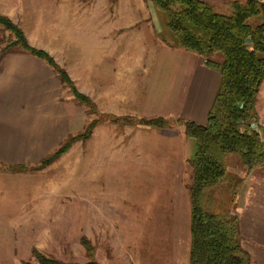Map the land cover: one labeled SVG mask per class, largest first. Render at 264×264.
Here are the masks:
<instances>
[{
    "label": "rangeland",
    "instance_id": "rangeland-1",
    "mask_svg": "<svg viewBox=\"0 0 264 264\" xmlns=\"http://www.w3.org/2000/svg\"><path fill=\"white\" fill-rule=\"evenodd\" d=\"M203 1L228 12L232 0ZM151 4L157 14L155 34L125 38L122 45L118 42L124 70L130 71L132 64L146 59L156 44L169 46L164 42L171 37L164 19ZM105 11V15L115 14L112 7ZM0 13L22 29L30 45L49 54L66 71L75 89L90 101H80L72 87L61 85V100L73 119L69 135L80 136L96 122L86 137L76 139L50 165L38 170H29L31 165H26L25 171L9 168L0 173L9 179L4 182L5 193L0 194V264H36L35 250L64 262L85 263L90 259L85 242L100 264H187L191 169L172 170V175L168 170L165 178L154 179L164 183H149L153 180L148 178L151 170L132 167L137 164L132 161L135 142L143 139L141 130L146 128L116 120L158 117L147 112V99L142 97L145 83H138L134 90L125 80L118 105L105 98L109 90L95 88L97 83L91 78H99V67L94 65L99 63L85 62L97 56L88 58L89 52L79 49L68 53V42L56 39L61 32L83 31L88 15L79 3L0 0ZM10 37L11 33L0 26V53L8 51L4 47ZM87 67L92 72H85ZM111 91L115 93V89ZM261 122L264 134V120ZM228 170L240 177L236 157L230 159ZM262 172L256 176L264 177ZM212 196L219 209L222 205V209H235L225 188L215 190Z\"/></svg>",
    "mask_w": 264,
    "mask_h": 264
},
{
    "label": "crops",
    "instance_id": "crops-1",
    "mask_svg": "<svg viewBox=\"0 0 264 264\" xmlns=\"http://www.w3.org/2000/svg\"><path fill=\"white\" fill-rule=\"evenodd\" d=\"M61 1L79 3L88 16L83 31L61 32L56 39L68 42V53L73 49L87 50L88 58L93 54L98 57V60L97 57L90 58L89 63L86 60L85 65L99 63L94 65L99 67L100 76L91 80L97 83L95 88L109 90L108 96L103 93L102 97L111 98V103L118 105L122 103L120 91L124 89L125 80L134 90L139 88L138 83H145L142 84L145 87L142 97L147 99L145 104L149 114L173 120L181 118L198 125L206 123L220 74L206 66L201 56L156 44L146 59L132 64L130 71L124 70L123 52L118 42L121 44L125 38L138 39L143 33L155 34L157 14L150 0L147 3L143 0ZM109 7L115 10L113 16L105 15ZM110 41L116 42L109 44ZM63 46L65 50L66 45ZM87 71L92 72V69L87 67ZM61 89L59 77L43 60L18 50L0 53V173L8 172L10 166L38 164L72 132L73 119L61 100ZM256 110L258 125L262 126V88ZM141 132L143 139L135 142L137 149L132 153V161L137 164L132 167L151 170L148 178L153 180L149 183H164L154 179L165 178L168 170L172 175V170L190 168L194 144L185 136L183 125ZM157 136L160 138L156 139ZM262 171L264 166L244 179L232 210L238 216L241 245L250 256V264H264V177L256 176ZM241 174L243 178L244 173ZM7 178L0 176V194L6 191L4 182L9 180ZM187 264H190L189 252Z\"/></svg>",
    "mask_w": 264,
    "mask_h": 264
},
{
    "label": "trees",
    "instance_id": "trees-1",
    "mask_svg": "<svg viewBox=\"0 0 264 264\" xmlns=\"http://www.w3.org/2000/svg\"><path fill=\"white\" fill-rule=\"evenodd\" d=\"M163 17L169 46L181 48L204 59L206 66L217 70L220 82L204 125L162 116L117 118L143 128H170L181 124L185 136L194 144L189 159L192 182L190 202V264H250L242 248L238 216L231 209L218 208L212 193L225 188L233 204L244 179L264 166V134L258 125L256 104L264 81V2L232 0L228 12L203 0H151ZM0 26L11 33L4 50L26 52L43 60L58 72L61 85H68L82 102H90L74 87L65 70L45 51L30 45L22 29L0 13ZM217 57L220 59L218 60ZM96 122H94L95 124ZM80 136H67L60 146L31 165L38 170L50 165L80 137H86L94 125ZM236 157L244 177H234L228 167ZM28 170L26 165L9 167ZM89 261L64 262L34 251L36 264H100L93 259V249L85 242ZM23 264H32L24 262Z\"/></svg>",
    "mask_w": 264,
    "mask_h": 264
}]
</instances>
